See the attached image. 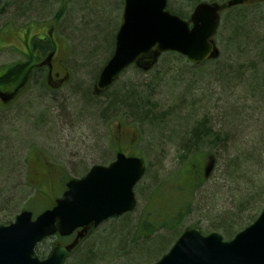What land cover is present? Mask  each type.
<instances>
[{
    "label": "rangeland",
    "instance_id": "374dc122",
    "mask_svg": "<svg viewBox=\"0 0 264 264\" xmlns=\"http://www.w3.org/2000/svg\"><path fill=\"white\" fill-rule=\"evenodd\" d=\"M198 1L221 7L215 60L195 66L177 54H162L144 74L132 66L115 83V92L95 96L94 83L114 49L123 0H0L7 5L0 15L1 69L26 62L24 45L40 38L49 40L48 56L53 53L54 69L66 77L57 88L33 79L9 111L0 109V225L12 223L23 210L36 216L51 208L68 180L109 164L118 151L141 158L146 166L133 189L136 206L87 229L66 264L86 247L103 251V244L114 254L105 264H152L146 256L132 260L129 252L132 241L141 245L158 237L174 243L173 231L150 238L141 234L139 224L146 214L158 213L155 207L174 213L189 202L181 210L187 209L179 232L198 220L214 224L237 220L240 212L242 217L259 215L264 208V0L229 6L231 0H168L167 8L188 20ZM152 83L158 85L155 90ZM130 89L143 90L149 108L167 114L164 122L149 125L125 117L130 103L112 100ZM202 118L225 140L214 155L207 154L205 182L187 198L176 184L187 164L185 153L176 132L174 139L170 135L173 129L183 135ZM234 157L240 161V166L232 164L235 175L228 162ZM248 196L253 200L249 206ZM239 204L242 209L235 210ZM214 232L227 241L222 231ZM74 237L47 239L37 246L36 256L46 258L54 245L70 246Z\"/></svg>",
    "mask_w": 264,
    "mask_h": 264
},
{
    "label": "water",
    "instance_id": "95a60500",
    "mask_svg": "<svg viewBox=\"0 0 264 264\" xmlns=\"http://www.w3.org/2000/svg\"><path fill=\"white\" fill-rule=\"evenodd\" d=\"M166 7L167 0H123L114 50L94 83L95 95L131 65L147 70L163 53H177L193 64L216 57L212 38L219 26L218 7L200 3L188 21ZM144 170L141 159L117 153L108 166H93L83 178L69 180L52 209L35 219L25 210L11 224L0 226V264H64L72 247H55L43 260L34 255L36 247L56 234L68 237L132 211L133 188ZM154 264H264V209L228 242L216 233L203 236L197 228L187 229Z\"/></svg>",
    "mask_w": 264,
    "mask_h": 264
},
{
    "label": "trees",
    "instance_id": "16d2710c",
    "mask_svg": "<svg viewBox=\"0 0 264 264\" xmlns=\"http://www.w3.org/2000/svg\"><path fill=\"white\" fill-rule=\"evenodd\" d=\"M6 6H7L6 4L0 3V15L4 14ZM174 14L178 15L179 17H183L180 14H177V13H174ZM43 41L48 42V44H45ZM262 41L264 42V40ZM32 47L35 49V52H37L35 53L37 56V57L35 56V60L44 61V60H47L48 58L47 52L50 51L52 46L49 40L38 38L36 41L32 43ZM260 55H261V58L264 60V44H262ZM22 64L17 63V65H22ZM136 69L140 73H143V74L145 73V71H142L139 68H136ZM187 73L188 71L184 72L183 75H186ZM254 78H257V76H254ZM152 85L154 86V90L156 89V87H158V85H156L155 83H152ZM114 86L115 84L112 87H110L105 93H103L101 96H103L110 90L112 93L114 91V90L112 91V88ZM144 86L146 88L150 87V85H147V84H145ZM146 91L147 90H145V92ZM140 92H144V91L143 90L139 91L138 89L127 90L125 91V94L123 95L121 94L118 97H114V101L112 100V103L115 104L116 102V104H120L121 106H126L127 103H130L128 106H126L128 108V112L123 113V115L125 116L128 114V117L133 118L134 121L137 123L142 122V123L149 124V125H156L157 123H160V122L163 123L167 114L157 113L155 109L153 110L150 109L148 101H146L145 98L143 100V97H141ZM262 94H264L263 89H262ZM174 132H176L175 134L176 136H178L179 142L180 143L182 142L181 150L185 153L182 160L183 161L185 160L187 162L186 167L181 169L180 180H178L176 184H180L178 188L185 189L188 192L187 198H190V196L199 189L201 184L205 182L206 172L203 171V166L206 163H209L208 161L211 162L210 159L208 160L207 154L214 155L216 150L217 149L219 150L218 146L221 142L225 140V137L221 140L220 133L214 132L212 130V127L208 126V122H206V119H203V118L195 122L193 128L181 136L178 134L177 131H174L173 129L170 135V137L173 139L175 138ZM249 160H246V162H248L247 164L251 163V161ZM228 162H230L229 167H231L232 174L235 175V173L238 171L237 169L235 170L233 166L234 165L236 167L240 166L239 158L234 157L231 160H228ZM201 167H202V170H201ZM247 167L250 168L251 166L249 167V165H247L246 168ZM186 174L188 175V177L186 178V180H184L183 176ZM260 198L262 197H259V199ZM245 200H248L247 203H245L247 206H249V204L253 202L251 196H248ZM260 205H262V207L264 206V199H260ZM185 206L189 207V202L188 204L185 203L182 207L178 206V209L174 213H169L168 211L167 213H164V214L159 212L158 209L160 208L155 207L156 209L154 210L157 211L158 213L153 212L148 215L146 214V219L142 223L139 224L141 234L143 236L150 238L152 235H156L162 230L163 231H173L174 235L176 236V238L174 239L175 241L182 233V232H179L181 230L179 229V226H181V218L184 216L185 212L187 211V209L183 210L184 212L181 211ZM238 209H242L241 204L236 206L235 210H238ZM161 214L164 215L165 217H162ZM238 216L239 218L237 220H234V219L232 221L222 220L223 222L222 226L217 225V223L222 224L221 221L212 224L208 220H206L205 221L206 223L203 224L202 223L203 220H198L193 224V226H190L189 228H200L204 234H210L214 231H222V234L224 235L225 239L230 240L234 237V235L237 232H239L240 230L250 225L256 218L255 215L242 217L241 212H240V215ZM82 240H80L78 244L74 246V249L70 252L69 258H72L74 252L77 250ZM149 240L150 239L146 240V242H144V244H141V245H137L136 243L133 244L134 241H132L131 245L133 247V251L134 252L136 251L135 252L136 254H134L133 251L129 252V254H131L129 256L134 255L131 258L132 260H134L135 258L146 256V258H148L149 261L150 260L153 262L157 261L164 253L167 252V250L171 246L170 242L167 243L165 242L164 239L159 240L158 237L153 239L152 241H149ZM103 245H104V247L102 246L103 251L95 250L92 247H89V248L86 247L84 249H81L79 251L80 253L78 254L77 257H75L72 264H105L106 262L109 263L111 260L109 259L110 256H114V254L112 253L111 247L108 246L109 244L108 245L103 244ZM122 254H126V253H122ZM37 255L39 254L37 253ZM124 256L125 255H123V257Z\"/></svg>",
    "mask_w": 264,
    "mask_h": 264
},
{
    "label": "flooded vegetation",
    "instance_id": "af4514ba",
    "mask_svg": "<svg viewBox=\"0 0 264 264\" xmlns=\"http://www.w3.org/2000/svg\"><path fill=\"white\" fill-rule=\"evenodd\" d=\"M263 0H231V4H250L259 3ZM26 51L23 55L26 56V62L22 65H14L9 68L0 67V109H7L12 105L21 95H23L26 86L31 80L41 81L42 79L57 88L62 85L66 77L61 76V72L54 69L52 54L47 60L36 61L35 49L28 43ZM37 57V56H36ZM45 69V70H44ZM44 70V75L41 73Z\"/></svg>",
    "mask_w": 264,
    "mask_h": 264
}]
</instances>
